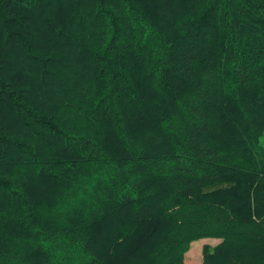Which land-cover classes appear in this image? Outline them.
Listing matches in <instances>:
<instances>
[{
	"label": "trees",
	"instance_id": "obj_1",
	"mask_svg": "<svg viewBox=\"0 0 264 264\" xmlns=\"http://www.w3.org/2000/svg\"><path fill=\"white\" fill-rule=\"evenodd\" d=\"M264 264V0H0V264Z\"/></svg>",
	"mask_w": 264,
	"mask_h": 264
},
{
	"label": "rangeland",
	"instance_id": "obj_2",
	"mask_svg": "<svg viewBox=\"0 0 264 264\" xmlns=\"http://www.w3.org/2000/svg\"><path fill=\"white\" fill-rule=\"evenodd\" d=\"M220 241L218 238L204 237L194 240L189 250L180 258L177 264H203L202 247L204 244L215 245Z\"/></svg>",
	"mask_w": 264,
	"mask_h": 264
}]
</instances>
